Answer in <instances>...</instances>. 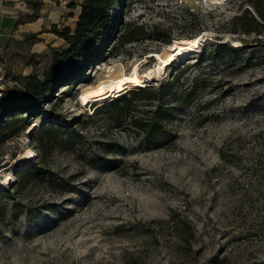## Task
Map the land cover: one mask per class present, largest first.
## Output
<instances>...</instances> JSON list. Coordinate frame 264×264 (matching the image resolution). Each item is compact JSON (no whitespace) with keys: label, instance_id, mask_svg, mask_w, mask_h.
<instances>
[{"label":"rangeland","instance_id":"obj_1","mask_svg":"<svg viewBox=\"0 0 264 264\" xmlns=\"http://www.w3.org/2000/svg\"><path fill=\"white\" fill-rule=\"evenodd\" d=\"M127 4L116 40L71 87L58 86L27 124L16 120L0 128V264L264 261V47L243 44L241 38L250 36L232 32L229 22L245 3ZM75 18L76 13L68 20L70 27ZM140 26L143 38L122 43L120 33L137 35ZM187 35H199L198 50L175 57L142 85L157 88L187 64L170 92L130 108L149 118L155 108L174 103L161 132L147 137L127 119L116 125L124 112L110 104L139 87L112 101L80 103V90L114 62L121 61L125 72L138 64L145 76L155 69L152 53ZM217 42L229 43L234 52L223 60H196ZM66 47L62 42L39 59L22 60L16 88L30 74L41 75L52 49ZM192 85L196 92L180 104ZM56 124L61 130L49 132ZM10 131L17 132L6 138ZM38 164L40 172L21 187L19 173Z\"/></svg>","mask_w":264,"mask_h":264},{"label":"trees","instance_id":"obj_2","mask_svg":"<svg viewBox=\"0 0 264 264\" xmlns=\"http://www.w3.org/2000/svg\"><path fill=\"white\" fill-rule=\"evenodd\" d=\"M246 6L240 13L234 14L230 18L232 32H242L249 35V39L241 38L243 44L250 46L264 47V0H243ZM79 12L74 26L68 25L59 27L52 24L47 31L54 33L62 38L67 45L64 49H52L49 54V63L43 69L41 75L30 74L22 86L13 88L2 93L0 97V128L3 125L21 120L22 125L29 122L32 114L41 112L42 107L52 100L53 93L58 86L65 85L71 87L77 79L79 72L82 71L90 60L98 58L103 47L110 41H115L113 36L120 22V17L125 13L129 4L127 0H80L78 3ZM70 7H75L76 3L69 2ZM117 13L114 15V12ZM137 35L130 33L129 30L120 33V39L123 42L134 41L144 37V29L138 27ZM110 30V31H109ZM162 35V33H160ZM119 36V35H118ZM156 36L160 37L159 33ZM193 36V35H187ZM166 41L170 36L166 35ZM219 38V36H217ZM234 49L229 43L217 42L212 44V48L205 50L196 60L213 59L219 57L222 60L226 58ZM184 64L178 69V75L172 77L166 83L159 87H140L133 90L128 97L117 100L110 104V107L121 110L123 116L115 118L117 126H122L127 119L128 124L133 128L139 129L145 136L150 137L162 131L166 120L172 116L174 109L177 108L174 103L166 107L155 108L151 112V117H141L131 114L130 108L138 104H151L154 101L164 99L170 92L173 78H177L187 69ZM196 92V85H192L190 90L183 95L180 104H186L192 95ZM174 105V106H173ZM149 109H143L142 112L149 113ZM90 117V116H89ZM47 119H50L48 116ZM51 125V123H49ZM60 126L53 125L49 132H59ZM17 131H10L6 138ZM41 165H34L26 168L19 173V185L24 187L27 179L40 172ZM3 193H0V196ZM220 263L215 257L211 259ZM252 264H264V261H254Z\"/></svg>","mask_w":264,"mask_h":264},{"label":"crops","instance_id":"obj_3","mask_svg":"<svg viewBox=\"0 0 264 264\" xmlns=\"http://www.w3.org/2000/svg\"><path fill=\"white\" fill-rule=\"evenodd\" d=\"M69 2L73 1L0 0V53L7 57L9 68L15 71L22 60L39 59L49 47L64 42L47 30L52 24L68 25L75 13L77 18L79 6L70 7Z\"/></svg>","mask_w":264,"mask_h":264},{"label":"bare ground","instance_id":"obj_4","mask_svg":"<svg viewBox=\"0 0 264 264\" xmlns=\"http://www.w3.org/2000/svg\"><path fill=\"white\" fill-rule=\"evenodd\" d=\"M219 1V0H205ZM201 38L195 35L187 38L174 39L161 52H154L151 55L155 58V69L142 76L138 71V64H134L128 72H125L123 64L114 62L108 66L94 84L88 85L80 90L79 101L81 104L90 102H106L121 97L133 87L145 85L151 76H158L168 64L174 61V58L194 52L198 47ZM235 45H239L235 42Z\"/></svg>","mask_w":264,"mask_h":264},{"label":"built area","instance_id":"obj_5","mask_svg":"<svg viewBox=\"0 0 264 264\" xmlns=\"http://www.w3.org/2000/svg\"><path fill=\"white\" fill-rule=\"evenodd\" d=\"M17 85L14 69L9 68L7 57L0 53V97L3 92L16 88Z\"/></svg>","mask_w":264,"mask_h":264},{"label":"water","instance_id":"obj_6","mask_svg":"<svg viewBox=\"0 0 264 264\" xmlns=\"http://www.w3.org/2000/svg\"><path fill=\"white\" fill-rule=\"evenodd\" d=\"M141 87H143V86H141Z\"/></svg>","mask_w":264,"mask_h":264}]
</instances>
